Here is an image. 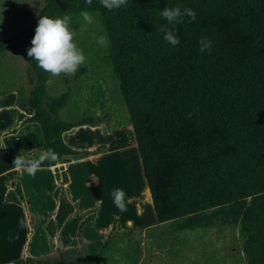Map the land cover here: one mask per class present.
I'll use <instances>...</instances> for the list:
<instances>
[{
  "label": "trees",
  "instance_id": "1",
  "mask_svg": "<svg viewBox=\"0 0 264 264\" xmlns=\"http://www.w3.org/2000/svg\"><path fill=\"white\" fill-rule=\"evenodd\" d=\"M176 6L192 8L196 20L169 25L161 11ZM85 10L99 18L109 39L107 59L131 122L155 223L178 221L174 229L183 231L227 219L239 228L246 264H264V0H127L112 11L100 0H44L29 27L0 41V54L28 50L41 16L72 19ZM161 25L181 42H166ZM203 37L212 40L210 52L199 51ZM27 61L32 87L21 110L28 115L24 122L38 126L41 150L53 149L55 161L88 154L67 146L63 134L94 119L61 121L69 93L50 97L49 73L28 55ZM15 192L21 196L17 187L8 201ZM53 195L57 210L44 227L51 239L75 213L58 191ZM90 221L84 218L79 229ZM112 240L92 244V264ZM14 264L50 263L25 258Z\"/></svg>",
  "mask_w": 264,
  "mask_h": 264
},
{
  "label": "rangeland",
  "instance_id": "2",
  "mask_svg": "<svg viewBox=\"0 0 264 264\" xmlns=\"http://www.w3.org/2000/svg\"><path fill=\"white\" fill-rule=\"evenodd\" d=\"M43 3L44 0H0V41L29 27L37 19ZM92 17L91 24L82 16L70 19V25L78 33L75 42L82 49L86 61L72 76H52L49 73L47 92L50 97L64 93L70 95L65 108L58 113L60 120L73 123L93 118V123L101 126L99 131L78 126L69 140L79 144L80 140L88 143L99 139L105 149H118L105 153L97 168L91 170L101 179L97 187L102 201L98 214L100 224L110 226L101 235L94 233V238L83 239L80 236L72 248L63 251L57 247L56 239H52V244L45 239L41 212L34 207L21 212L6 209L0 188V264H14L25 258L50 264H92V244L102 242L108 236L112 237V243L102 253H96L98 261L95 264H246L239 228L227 219L219 217L211 227L183 231H175L178 221L155 225L150 194L147 191L143 196L138 194L146 185L137 148L132 146L136 143L128 112L107 59L109 39L99 18ZM102 36L107 37L104 46L98 43ZM27 65L24 46L0 54V105L9 104L8 95L17 89L20 93V100H17L26 101L32 87L28 81ZM22 105L18 108L20 111ZM17 107L16 102L14 108ZM12 118L7 112L0 115V126L16 124L17 119L13 122ZM18 135L13 133L1 139L8 140L12 146L10 159L17 156L22 145L32 144L31 140L23 138L12 141ZM13 144L15 147L20 145L14 148ZM2 153L0 151V167L2 163L7 165V160L2 159L6 155ZM85 167L90 169L89 165ZM117 188L126 193L124 212L115 206L111 196ZM35 198L33 202L36 205L40 202L39 195L36 197L35 194ZM151 222L154 227L146 232L144 227ZM28 253L34 254L35 258H30Z\"/></svg>",
  "mask_w": 264,
  "mask_h": 264
},
{
  "label": "crops",
  "instance_id": "3",
  "mask_svg": "<svg viewBox=\"0 0 264 264\" xmlns=\"http://www.w3.org/2000/svg\"><path fill=\"white\" fill-rule=\"evenodd\" d=\"M47 83L46 89L48 87ZM18 91L19 89H17V91L13 90L11 92L12 94L8 95V99L11 100L9 104L0 105V115H4V113L7 112L12 115V120L14 119L13 114H15L13 122L17 119L16 124L0 126V151L3 152V155H6V157H2V159L7 160V163L5 162L7 165L2 163V166L0 167V188H2L4 204L2 205L3 207H6V209L11 208L13 211L17 212H21L25 209L32 210L34 207L41 212L40 214L43 217L42 226L44 228L47 222L54 218L58 206V200L54 198L53 194L55 191H58L62 198L66 199L75 207V213L62 225L58 235L53 238L56 239L57 247L64 251L72 248L73 245L77 243L80 236L83 239L94 238V233L97 232L101 235L103 231L110 226L109 224H100L98 214L101 210L102 201L98 194L97 187L100 186L101 179L98 177L97 173H93L91 170L94 171L97 168V164L102 157H104L103 155L105 153H113L118 149L115 147H107L105 149L103 142L99 139L88 143L80 140L79 144H74L72 140H69V137L75 135L74 133L78 129V127H74L63 134L65 144L73 150L86 151L89 153L74 157H65L60 161H46L41 170L37 171L35 176H29L22 169H17L13 165L14 158L10 159L11 156L9 152L12 148L10 142H8V140L1 141V139L7 135L19 133L18 136H14L12 141L23 138L24 140H31L32 144L27 142L26 145H22L18 151L14 150L17 151V155L26 154L29 157H37L41 151L43 142L38 126L36 124L24 122L25 119L28 118V115L18 109L20 105L27 102L28 98L25 99L26 101L24 103L18 101L17 99L20 100V93ZM16 102L18 107L14 108ZM21 113H23L22 117L20 115ZM83 127L93 131H99L101 126H98L97 123L94 122L88 125H83ZM19 145L20 144L15 147L13 144L14 148H18ZM132 146L135 147L136 145L132 144ZM86 165H89L90 169H86ZM17 187L20 189L21 196H18L15 192L16 195L12 196L11 200L8 201V194L12 191L14 192ZM145 191L149 193V190L145 187L140 190L138 194L143 196V192ZM35 194L36 197L39 195L40 201L37 202L36 205L33 202L36 200ZM33 198L35 199L33 200ZM15 199L21 200L17 203ZM88 216L91 217V221L83 225L80 230L79 226L82 220ZM163 224L167 223L155 225ZM153 225L154 224L151 222L149 225L145 226L144 228L146 232L149 229H152L154 227ZM45 235V239L51 242L52 239L49 238L46 233ZM28 256L30 258H35L32 253H28Z\"/></svg>",
  "mask_w": 264,
  "mask_h": 264
},
{
  "label": "clouds",
  "instance_id": "4",
  "mask_svg": "<svg viewBox=\"0 0 264 264\" xmlns=\"http://www.w3.org/2000/svg\"><path fill=\"white\" fill-rule=\"evenodd\" d=\"M91 4L92 0H85ZM101 5L112 11L126 6L127 0H100ZM83 20L88 24L93 23V17L85 10L80 13ZM161 16L166 19L169 25L182 24L184 17H189L190 21L197 18L196 12L189 7L176 6L174 8L165 7L161 11ZM68 15L61 17L41 16L35 29V35L31 41L32 46L27 50V55L34 58L39 68L52 76L75 75L79 67L86 61V57L75 42L78 33L70 25ZM160 31L164 32V40L169 44L176 46L181 42L179 35L174 30L161 25ZM98 43L101 46L106 45L107 37H100ZM200 52L211 50L212 40L203 37L199 41ZM22 151V150H21ZM58 154L51 148L41 150L37 157L17 155L13 160V165L17 169H22L29 176H35L37 171L41 170L46 161H55ZM115 206L121 211H126V193L123 189H114L111 193Z\"/></svg>",
  "mask_w": 264,
  "mask_h": 264
}]
</instances>
